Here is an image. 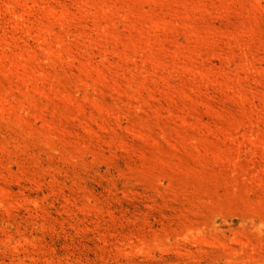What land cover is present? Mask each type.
Instances as JSON below:
<instances>
[{"label": "rangeland", "instance_id": "rangeland-1", "mask_svg": "<svg viewBox=\"0 0 264 264\" xmlns=\"http://www.w3.org/2000/svg\"><path fill=\"white\" fill-rule=\"evenodd\" d=\"M0 264H264V0H0Z\"/></svg>", "mask_w": 264, "mask_h": 264}]
</instances>
